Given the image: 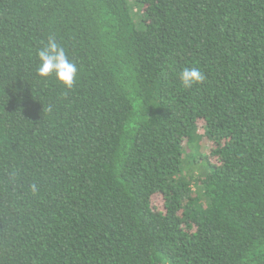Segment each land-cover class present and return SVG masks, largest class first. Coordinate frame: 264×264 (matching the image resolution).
<instances>
[{"label": "trees", "instance_id": "16d2710c", "mask_svg": "<svg viewBox=\"0 0 264 264\" xmlns=\"http://www.w3.org/2000/svg\"><path fill=\"white\" fill-rule=\"evenodd\" d=\"M0 264H264V0H0Z\"/></svg>", "mask_w": 264, "mask_h": 264}, {"label": "clouds", "instance_id": "9594fccd", "mask_svg": "<svg viewBox=\"0 0 264 264\" xmlns=\"http://www.w3.org/2000/svg\"><path fill=\"white\" fill-rule=\"evenodd\" d=\"M39 61L36 67V74L40 78H53L63 87L70 89L77 75V66L72 62L63 46H61L54 36L47 39L44 45L37 52ZM205 76L198 67L184 68L179 80L185 88L203 82ZM33 191L36 185H32Z\"/></svg>", "mask_w": 264, "mask_h": 264}, {"label": "rangeland", "instance_id": "374dc122", "mask_svg": "<svg viewBox=\"0 0 264 264\" xmlns=\"http://www.w3.org/2000/svg\"><path fill=\"white\" fill-rule=\"evenodd\" d=\"M134 3V0H131ZM134 12H135V16L138 18L141 14L139 12V7L138 6H134ZM186 150L188 152H192V150L194 151L193 148H190L188 146H186ZM203 169V165L201 164V162L196 161V162H192L189 158L186 159V161L184 162V167H183V175L185 176H197L201 170ZM192 191H195L196 186L193 185L192 187Z\"/></svg>", "mask_w": 264, "mask_h": 264}]
</instances>
